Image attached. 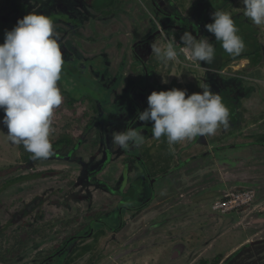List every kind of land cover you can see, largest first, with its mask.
<instances>
[{
  "label": "rangeland",
  "instance_id": "rangeland-1",
  "mask_svg": "<svg viewBox=\"0 0 264 264\" xmlns=\"http://www.w3.org/2000/svg\"><path fill=\"white\" fill-rule=\"evenodd\" d=\"M165 1L166 0H157L158 3H162V9L171 11L170 7L174 3H177L181 7H190L188 10L190 14L192 11L191 5L199 2L198 0H170V2L166 4ZM223 1L211 0V2L216 4ZM117 2L122 3L127 1L117 0ZM135 2L137 5L141 4V6H139L140 10H131V13L133 12V18L134 15L138 17L144 15L147 20L146 25L144 24V26H133L129 18H120V20H115L114 17H110L107 22L100 20L98 17L99 10L101 13L102 9L106 8L103 13L110 15L111 12H108V10L114 9L115 5L111 4L110 0H0V28L2 29V32L0 31L1 38L4 39V32L6 29L11 30L16 25L18 19H22L30 12H37L38 14H44L47 16H49L52 12V15L56 17L52 18L55 34L58 36L61 52L65 59H69L66 56L68 55L66 50L71 48V52L78 54V60L81 58H91L96 54L100 57L109 54V57L114 58L112 66L118 67L120 59H122V57L118 55L120 52L119 42H123V38L127 37L113 38L112 33L115 30H124V32L128 33V35H131L132 32L130 39L138 41L139 39L141 40L144 38H150L156 32V29L159 28V24L157 22L148 25L150 22H153L152 20L157 19V16L153 12L152 8H147V6L150 4L149 1L146 0L144 3H141V0H135ZM208 2L209 0H206L205 4H208ZM142 4L145 7H143ZM121 8L124 9L123 3ZM224 10L225 12L230 13L231 17L240 13V16L236 18V21L239 20L238 18L244 17V6L240 0H231L229 5L225 6ZM214 12L215 11L210 10L209 13L212 16ZM192 16L194 15L192 14ZM141 21H144L143 17H141ZM209 23H211L210 20ZM235 25L239 32L240 23H236ZM67 28H70V30H67ZM257 28L263 29L262 31H264V25L257 26ZM86 30L92 31L93 36L92 33L86 34ZM93 30H96L97 34H94L96 31ZM205 30L207 31L206 28ZM181 31L184 33L185 31H188V29ZM170 34L171 37H169V40L174 37L175 42L177 43L175 47L182 46V42L177 38L176 34L173 33V36L172 33ZM109 35H111L110 39L112 40V44H110L108 41ZM209 37L210 38H204L211 40L212 43L215 38L212 35ZM91 39L94 41H91ZM69 41L71 42V45ZM152 43H155L158 46L164 44H160L158 39H153L148 44L149 46H146L145 50L152 52ZM97 61L98 60H96V62ZM88 62L93 63L95 60H88ZM78 63L80 69L87 68V66L82 61H79ZM170 63H172V61H170L166 66H168ZM174 63L176 64V67L171 71V74H166L164 70L159 72L160 75H166L167 77V80H164L167 81L166 88L164 87L159 91H167L172 88L181 89L180 84H183V86L185 85L184 74L181 70H178L179 67L177 63ZM188 64L198 68L196 65L191 64L188 61L184 62L182 66L186 67ZM239 68L240 66L235 67V70H239ZM119 75L120 80L118 81V88L120 89V86L123 83L126 84V82L129 80L130 72L128 69H125L124 73ZM205 78L207 79H204L203 81L204 88L208 86L212 92L216 81H214L212 77ZM173 79L174 81L172 82ZM224 84L226 85L225 81ZM237 85L240 89V81ZM155 87L158 88V85H155ZM239 89L238 93L240 94ZM241 90V95L243 92H247L249 94V98L248 101H246V99L242 100L245 104L246 110H244L243 107L241 110L239 109L238 122L236 124L229 123V127L227 129H224L221 125L214 135L203 136L201 142L199 141L197 144H195L201 147L204 146L208 150H215L221 146L222 148H225L224 152H214L212 155H210L214 160L213 166H207V164L209 165L211 163L206 160L202 162L203 164L199 163V158L194 160L192 159L191 161L186 159V161L189 162L186 164L182 163L183 165L176 172L171 174L170 177L165 178L166 180L162 182L159 181L156 183V192L150 185V181L145 169L138 171L136 167L132 168V176L140 180L142 184L134 186L135 191L133 193H129V198L135 201V204L132 205H134V207H140L139 209L134 210L133 214L130 216V218L133 217V226L128 227L127 230L130 237L135 238L136 241L134 244H128L126 241L128 236L123 237V232L125 229L118 230L112 234L110 233V235H105L102 239L100 236L99 239L95 238L88 241L91 245H95L97 249H99L97 250L98 253H102L101 259H97L94 262L95 264H188L185 261L186 256H183V258H177V255L179 254L177 247L175 248V253H173V248L177 242L175 241V234L178 233L179 235L181 234L183 242L182 244H185L188 250H193L192 256L189 258V263L191 262V264L204 256L207 258L211 257L210 255H212V258L217 256L221 259V262L224 259L222 262L223 264H226V262L229 260L230 262L228 264H264V235H257L255 237L252 233L253 230H245L248 226V220L252 219L250 218L251 215L255 216L257 214L259 219H264V146L257 144L255 140H249L243 136L240 137V127L243 128L244 125H246L249 120L252 119L251 114L258 116L264 112V72H262L260 77L255 78L254 81H246V84L244 83L241 86ZM144 91L145 92L143 93L142 97H146L145 106L147 108V97L154 90L151 87L148 92H146V86ZM129 92L133 94L135 93V95L137 94L136 90L134 91V88H132ZM192 93L193 92H189L188 95H191ZM114 94L118 96L119 91H115ZM128 102H130V98H128ZM90 106L91 105L88 103L84 105L85 108H89ZM60 117H63V114H60ZM263 122L264 119L255 125L250 123L252 130L246 129L244 132L263 134L264 126H261ZM68 123L69 119H60L56 133L57 135H55L58 136L59 133L64 132L73 133L71 127L67 128L66 130V125ZM231 131L235 133L226 137V139L223 140L224 142L221 144L214 142L216 137L232 133ZM92 143L93 139L90 141V144ZM117 147L119 148L118 145ZM201 153L202 151H199L198 154ZM81 154L84 156L83 160L85 162H89L90 157L94 155V151L82 149ZM20 156L19 145L10 142L7 137L6 126L0 123V168H3L9 164H16L20 160ZM210 156L208 157L209 160H211ZM222 158H230L235 160L238 167L226 169H222L221 166L217 167L219 164H221V161L223 160ZM55 160L56 159L51 158L44 164L35 166L30 165L32 166L30 167V170L32 172H43L50 168L59 170L60 173L54 177V181H57V186L50 183L48 179L20 184L12 187L6 192V202H9V204L11 201L17 203V201H20V199L30 201L37 194H44L47 196L49 193L48 188L51 185L55 190H58V186L61 187L68 184L66 182L62 184V182H64V180L67 178L66 175L69 177L71 176V178L76 181H80L82 171L81 164L79 162L67 164L65 161L57 159L59 162H55ZM103 162L101 161V165H103ZM109 167H111L113 170H117L116 178H118L122 170L120 163L110 161ZM103 169L104 167L101 168V170ZM66 172L69 173L66 174ZM129 172L130 171L125 173V175L128 177ZM108 174L106 173L102 175L101 179H107ZM85 181L90 182V177L85 176ZM79 192V188H76L74 194H78ZM245 192H252L255 194V197L246 199L247 203H245L243 207H239L238 209L230 211L226 214H222L214 210L215 202L224 199L231 193L243 194ZM92 194L94 197L97 196L96 191H94ZM49 195L52 194L50 193ZM195 196L197 199L188 205L187 203L194 199ZM170 198H174L175 200L180 198V204L174 207L182 208L183 206L184 211L181 210L178 214L175 208L169 209V207L166 206L165 208L161 209L159 207V202L165 199L168 200ZM117 200H119V198H117ZM150 200L152 201L147 203ZM173 202L170 204L172 205ZM34 204L35 203H32L31 206ZM144 204L148 205L146 206ZM74 205L77 208H82L81 204L79 207L76 203H74ZM142 205L145 207L143 208ZM46 207H48V210L51 214L54 213L55 215L49 216L42 222V236L38 235L33 240L34 245L36 244V241H40L41 243L38 251L39 255L43 252H48L51 254L54 246L61 242L63 234L67 229L71 230L72 235L78 230L76 224H72L67 227L64 225L63 227V223L61 222L53 225V227L57 225L58 227L50 229V222L56 219L59 211L64 210H58L54 206H49L48 202L46 203ZM158 207L160 210L157 209ZM142 210L144 211L142 212ZM66 215H68V217L71 219L76 215L82 216L79 214L77 209L66 210ZM182 215L183 218L176 219V217H180ZM0 218L2 220L10 219L9 215L4 216L3 214H0ZM109 223L111 225L116 224L115 220H109ZM152 226L158 227L156 229H152ZM60 227H63L64 230L66 228L67 229L64 231L63 228L60 229ZM186 227L190 229L187 233L185 232ZM263 228L264 220L262 224H259V229ZM95 229L97 232H100L102 228L99 229V227L96 226ZM71 234H69V236H71ZM3 240L0 239V242ZM260 240H262L263 243L259 244ZM34 245L31 243L29 244L31 248ZM235 245H240L241 251L237 250L228 258H225L227 251H230ZM242 245L244 246L242 247ZM195 246L198 249L194 250ZM205 248H208L206 250V254L200 257L198 254L199 249ZM69 250L67 253H65L67 255L64 254L65 256L62 255L63 257L59 256L55 258V260L58 259L56 264H61L62 260L67 258V256L70 254ZM1 252L2 250L0 247V253ZM25 252L26 250H24L23 255L29 253L26 256L24 255L25 260L16 264L34 263V251ZM173 256H175L174 259ZM40 257H43V255H40ZM77 264H80V262Z\"/></svg>",
  "mask_w": 264,
  "mask_h": 264
},
{
  "label": "trees",
  "instance_id": "trees-1",
  "mask_svg": "<svg viewBox=\"0 0 264 264\" xmlns=\"http://www.w3.org/2000/svg\"><path fill=\"white\" fill-rule=\"evenodd\" d=\"M198 1L203 4L206 0ZM110 2L111 4L115 5L113 10H108V12H111L110 15L103 13L106 8H103L101 13L100 10L98 11V17L102 21L107 22L110 17H114L115 20H120V18H122L121 15L124 12V9L121 8V5L123 2H117V0H110ZM132 2L135 4V6L137 5L135 0H132ZM229 2H231V0L223 1L218 4L209 1L208 4H205V6L202 4L199 5L198 2L192 5L194 8L207 9V11L203 10L202 18L197 21V23H195L196 32L192 33L197 39H203L204 37L210 38L209 36L211 35L214 37V34L205 30V25L209 24V20L211 23L214 22L211 19L209 12L210 10H221L226 5H229ZM133 10H135V8H133ZM52 14L53 13L51 12V14L48 16L51 18V20L52 18H56ZM236 23H240V31L238 32V35L242 37L245 44V48L239 56H231L227 54L221 47L220 43L216 40H213L212 44L215 48V56L211 64L201 62V66L198 68H195L190 64H188L186 67L182 66L184 62H187L182 54L179 55L180 62L177 63L179 67L178 70L183 72L185 78V85L183 86V84H180V88L181 90H186L187 94L189 92L202 94L204 88L203 81L206 79L205 77H212L213 80L216 81L212 92L219 94L222 98V102L229 109L230 124H236L238 122L239 109L241 110L243 107L244 110H246L245 104L242 100L246 99V101H248L249 94L247 92H243L241 95V86L244 83L246 84V81L248 80H250V82L254 81L255 78L260 77L262 72H264L263 29L257 28V26L245 16L240 17ZM181 24L183 25V23ZM67 30H70V28H67ZM0 31L2 32L1 28ZM91 33L92 31L86 30V34ZM94 34H97V31L94 32ZM110 36L111 35L108 37V41L110 44H112ZM112 37H127L123 38V42H119L120 52L118 55H120L122 59H120L118 67L112 66L114 58L109 57V54L103 57L97 56L96 54L91 58H81L78 60V54L71 52L70 47V49L66 50L68 54L66 56L69 59H65V57H63L64 63L62 65L61 80L58 82V86L60 87L63 96V102L58 108L54 110V115L52 117L53 130L51 132L52 134L50 135L52 154L46 159H33L32 154L25 151L23 145H19V151L21 155L20 160L16 164H9L3 168H0V214H3L4 216L9 215L10 217L9 220H2L0 218V239H4L0 242V247L2 250L0 253V264H16L20 261H24V250L29 247L30 243L34 245L33 240L36 238V236H42V234H39V231L34 230L30 226V222L28 220V218L34 215L36 209L39 210L43 207L44 200L42 201V195L40 196L39 194L35 201L33 199L30 201L20 199V201H17L19 206L16 205V202H11L10 204H15L14 207H11L9 206V202H6V192L17 185L38 179H46L50 176L56 175L58 172H55L54 170L32 172L30 167L44 164L51 158L61 161H68L67 157L69 154H71L72 150H74V152H72L71 161L75 159V161H78L82 165L84 156L81 154V150L82 147L83 149L86 148V141L84 140L88 138L90 131L95 130L99 137L102 135L106 136V127H108V129L112 130L113 132L126 131L128 125L131 123L132 113L134 114L138 113V111L140 112V109L139 107H136V104L138 103L141 106L142 111L146 109V97H142V95L145 92L144 89L146 87L147 78L150 82L147 85L146 92H148L151 87L154 91H159L164 87L166 88V83H164V80H167V77L166 75H160L159 72L164 70L166 74L169 75L171 74V71L175 69L176 64L172 62L166 66L165 64L158 61L157 58L155 59V57L153 59L149 58L146 63H142L141 60L138 59L139 51L141 52V50H145L146 46L153 39L148 40L146 42L147 44L142 43V45L139 47L137 41L131 40V35L129 37L128 33L124 32V30H115L112 33ZM157 39L159 40L160 44L167 43V41L161 35L157 37ZM91 41L94 40L91 39ZM3 42L4 39L1 38L0 33V44ZM209 42L211 43V40H209ZM69 43L71 45L70 41ZM179 49L180 47H176L178 52ZM148 52L150 51L148 50ZM88 60H95V62L90 63ZM96 60L98 61L96 62ZM99 60H101L102 63ZM79 61H82L87 66V68L80 69L78 63ZM246 61H248L247 64ZM128 65L130 66L128 67ZM238 66H240L239 70H235V67ZM125 69H130L131 73L129 75L130 78L128 81L130 87L135 84V90L137 94L135 95V93H130V96L127 94L125 99L128 102V98H130V102H128L129 105L123 107L114 103V99L116 98L114 92L118 91V81L120 80L119 74H123ZM173 81L174 79L172 82ZM224 81L226 82L225 86L222 84ZM239 81L240 89L237 85ZM155 85H158V88H156ZM238 89L240 90V94L238 93ZM121 100L124 101L123 99ZM86 103L91 106L89 108H85L84 105ZM60 114H63V117H60ZM3 115V111L0 110V120H2ZM251 115L252 119H250L243 128L240 127V137L243 136L249 140H255L257 144L264 146V133L257 134L253 132H244L246 129L252 130L250 123L255 125L264 119V112L258 116L253 114ZM60 119H69V123L66 125V130L67 128L71 127L73 133L64 132L59 133L58 136H56ZM261 126H264V122L261 124ZM151 127L152 122L150 121L141 122L136 120L133 128L137 132H141L144 135V142L140 144L139 147H130L129 150L132 151V153H137L142 157V162L140 161V163H143V165L146 167L148 175H150L152 180L154 179V182L156 181V183L166 180L165 178L170 177L171 174L176 172L183 165L182 163L186 164L192 159L194 160L199 158V163H202L204 160H206L211 163L209 165L207 164V166H213L214 160L210 155H212L214 152H224L225 150V148H222V146L220 148H216L215 150H208L204 146L201 147L199 145H195L202 140L201 136H197L191 140H185L175 144L173 146V151L170 149L166 137L162 136L159 140L152 137ZM234 133L235 132L218 136L215 138L214 142L221 144L224 142L223 140H225L226 137ZM114 145L115 144H112V146ZM77 146H79L78 150H76ZM115 146L117 147V145ZM199 151H202V153L198 154ZM116 152L119 154L120 152H124V150L120 147H117ZM209 156L211 157V160H209ZM186 159L189 161H186ZM222 159L223 160L221 161V164H219L217 167L221 166L222 169L238 167L235 160L230 158ZM82 173L83 175H90V170L87 168L86 164H84V167L82 168ZM37 199L38 201H36ZM196 199L197 198L195 196V198L187 204L190 205ZM34 202H38L36 203L37 205L31 206V204ZM39 245L40 241H36L34 247H39ZM94 246L92 245L90 247L82 248V250L80 248L75 249L70 254V261H66L64 263V260H62L61 264H73L83 254L86 255V259L88 260L87 264H93L96 259H101V256H97L95 253V250L97 249H95L96 246ZM30 251L31 248L28 252ZM38 258L42 260L40 256H38ZM213 259V264H220V258L215 257ZM209 262V260H203L199 264H208ZM229 262L230 260L227 261L226 264Z\"/></svg>",
  "mask_w": 264,
  "mask_h": 264
},
{
  "label": "clouds",
  "instance_id": "clouds-1",
  "mask_svg": "<svg viewBox=\"0 0 264 264\" xmlns=\"http://www.w3.org/2000/svg\"><path fill=\"white\" fill-rule=\"evenodd\" d=\"M240 2L246 18L256 26L264 25V0ZM212 19L213 23L205 25L207 31L214 34L227 54L239 56L245 44L231 14L216 10ZM180 41L179 52L174 37L164 45L152 43V54L165 65L170 61L179 63L180 54L197 67L201 62L211 64L214 60L215 48L207 38L197 39L185 31ZM63 63L58 36L47 15L30 12L5 31L4 42L0 44V110L4 113L0 123L6 126L10 142L23 145L33 159H46L52 154V117L63 102L58 86ZM147 104L136 119L152 122V137L157 140L166 137L173 151L179 142L214 135L221 125L224 129L229 127V109L208 86L202 94L191 95L177 88L152 91ZM112 142L127 150L139 147L144 135L128 128L114 132Z\"/></svg>",
  "mask_w": 264,
  "mask_h": 264
},
{
  "label": "flooded vegetation",
  "instance_id": "flooded-vegetation-1",
  "mask_svg": "<svg viewBox=\"0 0 264 264\" xmlns=\"http://www.w3.org/2000/svg\"><path fill=\"white\" fill-rule=\"evenodd\" d=\"M127 2H123V7H124V12L122 13V18H129V20L132 22L133 26L138 27V26H144V24L146 25V18L144 17V15H142L141 17L144 18V21H141V17H138L136 15H134L133 18V13L131 15V10H133V8H135L136 10H140L139 6H141V4L136 5L131 1L125 0ZM144 1L146 0H141V3H144ZM149 1V5L147 6V8L151 7L153 12L156 14L157 19L156 20H152L153 22H150L148 25L157 22L159 24V28L156 29V32L150 37V38H144V39H139L137 41V44L139 45V47L142 45V43L146 44V42L148 40L154 39L157 40V37H159L160 35L168 42L169 41V37H171L170 33L176 34L177 38L180 40V37L183 35V31L184 29H188V32H196L195 29V23H197V21H199L202 18V12L207 11V9H199V8H194L192 5L191 8V14L188 12L190 7H181L179 6V4L174 3L170 8L171 11L162 9V3H158L157 0H148ZM211 2V0H209ZM168 2H170V0H166L165 3L168 4ZM132 3V6H131ZM198 4H202L200 2H198ZM203 6H205V2L202 4ZM143 7H145L142 4ZM227 6V5H226ZM225 8V7H224ZM224 8H222L221 10L225 11ZM182 11V13H181ZM180 12V14H179ZM239 13V12H238ZM192 14L195 16H192ZM211 16V15H210ZM240 16L239 14H235L234 16H232L233 20L236 21V18ZM131 17V18H130ZM212 19V16H211ZM239 19V18H238ZM213 20V19H212ZM180 23V24H179ZM183 23V25L181 24ZM236 23V22H235ZM158 33V34H157ZM192 33V34H193ZM130 37V34L128 35ZM131 36H132V32H131ZM135 47V46H134ZM156 56L154 54H152V52H148L147 50H141V52L139 51L138 54V59L141 60V62L146 63L149 58L153 59ZM130 65H128L129 67ZM130 72V69H128ZM131 73V72H130ZM207 79V78H206ZM205 79V80H206ZM150 81H148V78L146 80V86L149 84ZM224 86L225 84L222 83ZM134 88V91L136 89L135 84L132 85V87H130L129 81L126 82V84H122L120 86V89L118 88L119 91V95L116 96V98L114 99V103L119 104L120 106L126 107L128 104L127 100L125 99V96L128 94L130 96V90ZM132 94V93H131ZM132 96V95H131ZM121 99H123L124 101H122ZM123 103V104H122ZM136 107L140 109V112H142V108L141 106L137 103ZM139 113V111H138ZM138 113H132V117H131V123L128 125V128H133L134 123L136 122V117L138 115ZM130 117V114H129ZM113 131L108 129V127L105 128V135L102 136H98L97 132L94 131H90L88 138H86L84 141H86V148H84L85 150L88 151H94V155H92L90 157V161L89 162H85L83 161V164L81 165V171L82 168L84 167V164L87 165V168L90 170V175H83V173L81 172V176H80V181L79 180H74L71 178V176H67L66 175V179L64 180V182H62V184H64L65 182L68 183L65 186H58V190H55L53 188V186L51 185L48 190L49 193L46 195H42L40 194V196L42 195V201L43 202V207L40 208L39 210L36 209L35 213L33 216H31L30 218H28L29 222H30V226L36 230L39 231V233L42 234V222L48 218L51 215H55L54 213L51 214L48 210V207H46V203H49V206H54L55 208L59 209H63L64 211H59L58 212V216L56 217V219L52 222H50L51 224L49 225L50 229L56 228L57 226H54V224L56 223H63V227L64 225L70 226L72 224H76L78 227V230L72 235L71 234V230L70 229H65L63 227H60V229L63 228V230L65 231L63 234V238L61 239V242L56 244L54 246L53 251L51 252V254H49L48 252H43L40 255H43V257H41L42 260H40V258H38L39 253V248L41 246V243L39 245V247H34L32 246V248L29 246L26 250V252H28L31 248V251H34L33 255H34V263L33 264H54L58 261L55 260V258L61 256H65L69 250L70 254L77 248H80L82 250V248H86V247H90L92 246L88 241L93 240V239H99V237L101 236V239L103 238V236L105 235H110V233H115L118 230H124L123 232V237L128 236V238H126V241L128 242V244H134V242L136 241L135 238H131L129 233H128V227H132L133 224V217L130 218V216L133 214L134 210L139 209L140 207H134L135 201H133V199L129 198V193H133L134 190V186L141 184L140 180L136 179L134 176H132L131 171L132 168L136 167V169L138 171H141L142 169L146 171V167L143 165V163L141 164L140 161L142 162V157L139 156L137 153H132V151H130L129 149L124 150V152H120L119 154L116 152L117 147L114 145L112 146L113 142H112V135H113ZM91 139H93V143L90 144ZM107 142V144H106ZM79 149V146H77L76 150ZM83 149V147H82ZM75 150V151H76ZM72 152H74V150L71 151V154H69V156L67 157L68 161H65L67 164H71L70 162H78L75 161V159L72 160ZM95 156V157H93ZM70 160V161H69ZM57 161V159L55 160V162ZM101 161L103 162V165H101ZM113 161L115 163H120L122 170L120 172V175L118 176V178H116V171L117 170H113L111 167H109V162ZM59 162V161H57ZM78 164V163H75ZM143 165V168H142ZM104 167L103 170H101V168ZM49 170H54L55 172H58L56 175L50 176L46 179L49 180L50 183L54 184L55 186H57V181H54V177H56L60 172L59 170H55L53 168H50L48 170L45 171H49ZM129 172V177L127 175H125V173ZM69 172H66V174ZM108 174V178L107 179H101L102 175L104 174ZM145 174V173H144ZM146 175V174H145ZM85 176L90 177L91 181L90 182H86L85 181ZM147 176L149 178L150 181V185L152 186V188H154V190L156 189L155 185H156V181L154 182V180H152V178L150 177V175ZM64 177V176H63ZM44 179H38V180H34L36 181H41ZM31 182V181H30ZM27 183V182H26ZM142 185V184H141ZM79 186V187H78ZM76 188H79L80 192L78 194H74L76 191ZM82 191V192H81ZM94 191H96L97 196L94 197V195L92 193H94ZM156 192V190H155ZM52 195H49V194ZM39 194H37L33 200L35 201L36 197ZM179 197V196H178ZM117 198H119V200H117ZM155 198V196H154ZM95 199V200H94ZM153 200V199H152ZM152 200L148 201L147 203H150ZM180 200V198H177V200H175L174 198H170L168 200H165L166 202H163V200L161 202L158 203L159 207L165 208L166 206L169 207V209H174L176 206L174 203L178 202ZM38 201V199L36 200ZM174 201V202H173ZM12 202V201H11ZM173 204L171 205L170 203ZM35 205H37L36 203L38 202H34ZM74 203L78 204L77 206L79 207L80 204L82 205V208H77L75 207ZM51 204V205H50ZM166 204V205H164ZM16 205L19 206V204L17 203ZM144 205H148V204H144ZM8 206V205H7ZM9 206L14 207V204H9ZM143 206V205H142ZM145 206H143L144 208ZM157 208L158 210H160V208ZM13 209V208H11ZM76 210L79 212V214H81L82 216L76 215L75 217H73L72 219L68 217V215H66V210ZM142 209V208H141ZM140 209V210H141ZM144 210H142L143 212ZM156 212V211H155ZM250 218H252L251 220H248L247 222V229L245 230H253V236H257V235H264V228L263 229H259V224L263 223L264 219H259V216L256 214L255 216L251 215ZM254 218V219H253ZM69 219V220H68ZM109 220H115L116 224L115 225H111L109 223ZM84 223V224H83ZM74 226V225H73ZM72 226V227H73ZM98 226L100 230V232H97L95 227ZM158 226L153 227L152 229H156ZM257 231V232H256ZM256 232V233H255ZM255 233V234H254ZM69 234H71V236H69ZM175 238L177 241V245L174 246L173 248V253H175V248L177 247V250L179 252V254L177 255L178 257L181 256V254L183 256L186 255V253L189 251L188 256L186 257V262L188 264H191L190 261V256H192V249L190 251V249L188 250L186 248L185 244H182V238H181V234H175ZM180 239V241H179ZM263 240V238H262ZM262 240L259 241V244L263 243ZM200 241V240H197ZM245 245V244H244ZM242 245V247L244 246ZM95 249H97L95 247ZM198 249L196 248V246L194 247V250ZM99 250V249H97ZM95 250V253L97 254V256H101L102 257V253H98V251ZM203 249H199L198 254L200 255V257H202V255L206 254V251L203 253L202 252ZM240 250V248H239ZM25 252V253H26ZM60 252L59 255H56ZM48 253V256H47ZM65 254V255H64ZM70 254L67 256V258L64 260V263L66 261H70ZM197 254V255H198ZM63 255V256H62ZM176 256V255H175ZM173 256V259L174 257ZM211 257H202L199 260L195 261L193 264H199L201 261L203 260H209L210 262L208 264H213L214 259L212 258V255H210ZM177 257V258H178ZM217 257V256H216ZM50 258V260H49ZM100 259V258H99ZM97 260V259H96ZM95 260V261H96ZM94 261V262H95ZM224 261V259L222 260V262ZM87 264L88 260L86 259V255L83 254L82 256L79 257L78 260H76L73 264ZM93 262V264H95ZM222 262H220V264H223ZM32 264V263H31Z\"/></svg>",
  "mask_w": 264,
  "mask_h": 264
},
{
  "label": "built area",
  "instance_id": "built-area-1",
  "mask_svg": "<svg viewBox=\"0 0 264 264\" xmlns=\"http://www.w3.org/2000/svg\"><path fill=\"white\" fill-rule=\"evenodd\" d=\"M250 197L254 198L255 194L252 192H245L243 194L231 193L224 199L215 202L214 210L222 214H226L230 211L238 209L239 207H243V205L247 203L246 199H250Z\"/></svg>",
  "mask_w": 264,
  "mask_h": 264
},
{
  "label": "crops",
  "instance_id": "crops-1",
  "mask_svg": "<svg viewBox=\"0 0 264 264\" xmlns=\"http://www.w3.org/2000/svg\"><path fill=\"white\" fill-rule=\"evenodd\" d=\"M224 192V191H223ZM221 193V192H220ZM166 200V199H165ZM165 200H163V202H165ZM175 205H178V204H180V200L178 201V202H176V203H174ZM187 206V205H186ZM175 210H176V212L179 214L180 213V211L181 210H183L184 211V208H183V206H182V208H175ZM177 218H179V219H181V218H183V215L182 216H180V217H176V219ZM177 228H179V227H177ZM188 230H190L188 227H186V229H185V232L187 233L188 232ZM226 234V233H225ZM175 241H178V240H175ZM247 242V241H246ZM177 243V242H176ZM175 243V245H177ZM241 246L240 245H235L230 251H227V255H226V257L225 258H228L231 254H233L234 252H236L237 250H239V248H240ZM208 248H205V249H203L202 250V252L204 253L206 250H207ZM188 253H189V251L186 253V257L188 256ZM178 258H183V255H181L180 257H178ZM179 260V259H178Z\"/></svg>",
  "mask_w": 264,
  "mask_h": 264
},
{
  "label": "water",
  "instance_id": "water-1",
  "mask_svg": "<svg viewBox=\"0 0 264 264\" xmlns=\"http://www.w3.org/2000/svg\"><path fill=\"white\" fill-rule=\"evenodd\" d=\"M157 34H158V33H157ZM247 63H248V61H246V64H247ZM246 64H244V65H246ZM244 65H243V66H244ZM59 254H60V252H59L57 255H59ZM49 260H50V259H49Z\"/></svg>",
  "mask_w": 264,
  "mask_h": 264
}]
</instances>
